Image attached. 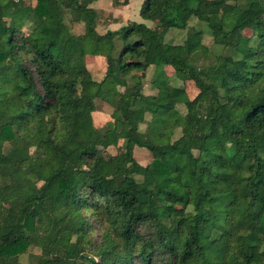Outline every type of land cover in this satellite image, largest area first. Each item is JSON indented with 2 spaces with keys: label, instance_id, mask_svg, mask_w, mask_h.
Segmentation results:
<instances>
[{
  "label": "trees",
  "instance_id": "trees-1",
  "mask_svg": "<svg viewBox=\"0 0 264 264\" xmlns=\"http://www.w3.org/2000/svg\"><path fill=\"white\" fill-rule=\"evenodd\" d=\"M95 1L0 0V264L30 247L28 264H264L263 0H143L141 21L104 32Z\"/></svg>",
  "mask_w": 264,
  "mask_h": 264
},
{
  "label": "rangeland",
  "instance_id": "rangeland-1",
  "mask_svg": "<svg viewBox=\"0 0 264 264\" xmlns=\"http://www.w3.org/2000/svg\"><path fill=\"white\" fill-rule=\"evenodd\" d=\"M143 0H96L94 3V8L96 9L97 19H96V28L99 32H104L109 29H115L119 27L123 23L125 25L129 20L141 21L140 16L138 15V11L142 5ZM123 2V3H122ZM264 2V0H263ZM69 15L66 16L68 20ZM195 21V20H194ZM190 23H194L197 25L196 21ZM70 23V22H69ZM150 25V22H147ZM111 24V25H110ZM70 27L72 32L81 33L83 31L82 23H70ZM204 28V26H202ZM242 34L245 36H249L251 34V30L248 28H242ZM184 31L171 30L167 34V38L170 41H179L184 37ZM203 41L210 45L212 42L211 36L205 34L203 37ZM86 65L88 70L90 71L91 76L96 80H101L104 76L106 69V62L103 56H86ZM166 73L169 75V82L173 85L184 86L187 94L190 98H192L197 93V88L191 80H181L178 79L174 75V70L170 66L165 67ZM153 76V70L150 69L147 71L146 77L144 79V91L151 92V78ZM104 88L110 89L115 92H121L123 89L119 87L116 83L112 82L110 79H107L104 82ZM92 106V114H93V122L94 124L101 130L105 131L113 126V120L111 118L110 112L112 108L109 104L101 99H94L91 102ZM147 128V122L142 121L140 124V129L135 133L137 139L141 140L143 138L144 131ZM124 146V140L119 139L117 145H112L107 148L108 153L122 152ZM9 145L6 143L3 145L2 150L6 152L8 150ZM133 156L134 158L142 165H145L151 160L150 152L144 147L134 146L133 148ZM139 189V196L144 198L146 195L145 187L141 182H138L137 185ZM219 187L221 189L230 188L232 189V185H227L225 183H220ZM52 201H57L56 199H50ZM40 253V249L38 247H30L28 252L20 255L19 259L22 264H28L31 258V254Z\"/></svg>",
  "mask_w": 264,
  "mask_h": 264
},
{
  "label": "crops",
  "instance_id": "crops-1",
  "mask_svg": "<svg viewBox=\"0 0 264 264\" xmlns=\"http://www.w3.org/2000/svg\"><path fill=\"white\" fill-rule=\"evenodd\" d=\"M138 15H139V11H138ZM140 16V15H139ZM141 18V17H140ZM111 25V24H110ZM123 26V23L121 25H119V27ZM119 27L115 28L118 29ZM115 29H109V30H115ZM93 56H98V55H93Z\"/></svg>",
  "mask_w": 264,
  "mask_h": 264
}]
</instances>
